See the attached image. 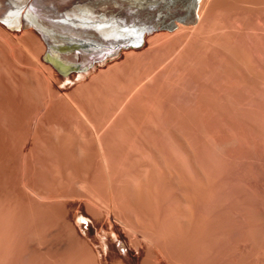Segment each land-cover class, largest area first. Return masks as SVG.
<instances>
[{"label":"rangeland","instance_id":"obj_1","mask_svg":"<svg viewBox=\"0 0 264 264\" xmlns=\"http://www.w3.org/2000/svg\"><path fill=\"white\" fill-rule=\"evenodd\" d=\"M170 1L172 4L164 6L168 14L162 8L165 14L162 16L171 17V21L164 22L170 29L159 31L145 44L130 48V52L134 50L130 56L124 53L119 59L106 57L105 65L92 66L90 62L82 65L76 77L65 75L64 70L48 58L46 41L42 36L43 42L36 38L41 33L36 37L30 34V38L28 33L27 71L30 72L23 131L18 121L17 99L12 94L15 89L11 91L15 83L10 85V94L14 96L11 95L10 101L0 93V140L8 134L3 142L11 149L7 153L8 160H0V264H160L163 260L166 261L161 264L167 261L170 264H181V261L182 264H232L234 260L230 256L237 254L236 262L245 264V253L239 255L234 246L245 243L243 238L249 234L255 239L264 238V0L259 1L260 6L244 5L240 0L226 2L229 13H215L206 24L209 28L223 27V36L216 37L218 42L213 41L212 36L207 45L200 48L193 44L189 49L185 44L193 33L192 28L180 29L174 25L176 21L187 19L181 11L186 0ZM154 26L150 25L149 30ZM159 34L166 38H154ZM90 66L95 72L90 71ZM101 68L104 71H100ZM89 74H95L92 82ZM160 152L162 155L167 152L169 156H162ZM171 153L174 154L171 156ZM146 162L150 164L145 165ZM163 162L175 177L164 179L160 170ZM147 166L152 167L148 170ZM177 173L181 174L180 178H176ZM105 200H109L108 204L115 200L120 209L106 208ZM127 208L134 210L137 220L140 219L138 223L146 226L143 230L149 228L150 231H146L153 234L154 237L150 236L156 247L135 238L126 227V221L133 214L131 211L130 216ZM79 211L85 215L75 218ZM110 213L127 236L121 244L114 242L115 250L110 246L116 232L109 230L110 221L106 219ZM259 228L262 231L258 232ZM156 236L162 239L157 241ZM227 243H233L234 248ZM231 247L237 253L234 254ZM196 251L202 255L194 262ZM160 252L167 253V259L170 254L171 261L158 254Z\"/></svg>","mask_w":264,"mask_h":264},{"label":"bare ground","instance_id":"obj_2","mask_svg":"<svg viewBox=\"0 0 264 264\" xmlns=\"http://www.w3.org/2000/svg\"><path fill=\"white\" fill-rule=\"evenodd\" d=\"M228 1H231V0H186L185 3L183 1V4L181 6V11L182 12H185V14L187 15V19L185 22H182V21H176L174 23V25L176 26H179L180 29L181 27H191L192 30H193V33L191 35L188 36L187 40H186V44H185V47L186 48H193L192 46H194L195 44L197 45H200V48L203 47V45H207L208 44V41L209 40H212V36L213 37V41H215L216 39L218 40L219 37L223 36V31H224V28H220L217 29L215 26H212L214 28H212L210 26L207 27V21L212 17V15H214L215 13H219L221 14V12H228V4L226 2ZM259 1L261 0H240V2L244 5H253V4H257V6L259 5H262V3H260ZM171 1L170 0H0V93L4 95V98L6 101H10L11 100V95L14 94L16 99H17V104H18V108H19V113L18 111H16L19 115V124H20V129L21 131H23V128H24V114H26L24 112V107H26V97L28 94H26V90L28 89L27 87V79L29 78L27 76L28 72L30 71H27V61H29V59L27 60V51L26 49V39L28 37V33H29V38H30V34H32V37L35 36V35H39L40 33V36H35L36 38L40 39L41 36L44 38V40L46 41V44L45 47L48 51H47V55H48V58L51 59L58 67H60L61 69H63L64 71V74H71L72 77L75 76L80 72V68L82 65H87L89 62L91 63V65H98V64H103L104 62L107 63L106 61V57H112L113 58H116V59H119L118 57H120L122 54H129L128 56L132 55L131 52H130V48H133V47H136L138 45H143V43L145 44V42L149 39L150 40V37L154 35H156L155 33L159 32V31H166L169 28V26L165 25L164 22L167 20V21H171V17L166 19L167 16H162V15H165L163 14L164 11H166L165 13L168 14V11L167 9H165L166 7H164L165 5H169V4H172V2L170 3ZM259 2V3H258ZM263 2V0H262ZM178 4V3H177ZM176 4V5H177ZM264 4V2H263ZM178 6V5H177ZM176 6V7H177ZM256 6V5H255ZM164 7V11L162 12V8ZM175 7V6H174ZM173 7V8H174ZM168 8V7H167ZM170 8V7H169ZM171 8L170 11L173 9ZM179 8V7H178ZM177 8V9H178ZM175 9V10H177ZM180 9V8H179ZM178 9V10H179ZM261 9V8H260ZM174 10V11H175ZM169 11V12H170ZM230 11H231V8H230ZM172 12V11H171ZM232 12V11H231ZM229 13V12H228ZM227 13V14H228ZM170 14V13H169ZM225 15V13H223ZM231 14V13H230ZM151 16V17H150ZM177 16V15H176ZM226 16V15H225ZM228 16V15H227ZM247 16V14H246ZM164 17V18H163ZM250 18V17H249ZM150 25H155L152 30H149L150 28ZM178 27V29H179ZM31 28V29H30ZM148 29V30H147ZM210 31V32H209ZM165 34V33H164ZM158 35V33H157ZM162 35V33H161ZM159 34V37H154V38H163L165 39V37L161 36ZM225 36V35H224ZM34 37V39H35ZM218 37V38H216ZM28 38V39H29ZM43 38L42 39V42H43ZM222 39V38H221ZM38 41V40H37ZM36 41V42H37ZM134 41H137L136 44H133ZM153 41V40H152ZM40 42V40H39ZM148 42V41H147ZM215 42H218V41H215ZM220 42V41H219ZM38 43V42H37ZM41 44V43H40ZM194 44V45H193ZM29 45V43L27 44ZM39 45V44H38ZM195 45V47L197 46ZM41 46V45H39ZM37 47V46H36ZM183 47V46H182ZM184 47V48H185ZM129 48V50H128ZM29 50V49H27ZM126 50H128L126 52ZM183 51V52H182ZM182 53H184V49H182ZM29 52V51H28ZM125 56V55H124ZM127 56V55H126ZM126 56H125V59H126ZM127 56V57H128ZM99 58V60H93L94 58ZM124 58V57H123ZM109 59V60H111ZM115 59V61H116ZM129 59V57H128ZM93 61V62H92ZM114 61V60H113ZM126 61V60H124ZM117 62V61H116ZM118 64L120 63L117 62ZM123 63V62H122ZM125 63V62H124ZM110 64H112L110 62ZM114 64V63H113ZM117 64V66H118ZM105 65V64H103ZM115 65V64H114ZM112 65V66H114ZM36 66V65H34ZM99 66V65H98ZM97 66V67H98ZM38 67V66H37ZM83 67V66H82ZM30 68V67H29ZM33 68V66H32ZM31 68V69H32ZM56 68V67H55ZM85 68V67H84ZM93 67L90 66V69H92ZM109 68V67H108ZM36 69V68H35ZM34 69V70H35ZM40 69V68H39ZM37 69V70H39ZM42 69V68H41ZM82 69V68H81ZM111 67L108 71H111ZM33 70V71H34ZM84 70V69H83ZM94 69L90 70L91 72L93 71ZM98 70L97 74H99V69H96V71ZM32 71V72H33ZM42 71V70H41ZM88 71V70H87ZM100 71H104L101 70ZM89 72V71H88ZM95 72V70H94ZM93 72V73H94ZM90 73V72H89ZM91 73V74H93ZM102 73V72H101ZM107 73V72H106ZM182 73V72H181ZM34 74V73H32ZM36 74V73H35ZM34 74V75H35ZM38 74V73H37ZM36 74V75H37ZM105 74V72H104ZM45 75V74H44ZM52 75V74H51ZM63 75V74H62ZM61 75V76H62ZM70 75V76H71ZM90 75V74H89ZM88 75V76H89ZM153 75V74H151ZM181 75V74H180ZM183 75V74H182ZM50 76V75H49ZM53 76V75H52ZM50 76V77H52ZM91 76V79H94V75H90ZM102 76V75H101ZM28 77V78H27ZM47 77V76H46ZM71 77V78H72ZM93 77V78H92ZM96 77H100V76H96ZM95 77V80H97ZM150 77V76H149ZM154 77V76H153ZM48 78V77H47ZM58 77H56L57 79ZM60 78V77H59ZM64 78V77H63ZM86 78V77H85ZM155 78V77H154ZM50 79V78H49ZM48 79V80H49ZM53 79V77H52ZM55 79V80H56ZM89 79V78H88ZM151 79V78H150ZM156 79V78H155ZM38 81V79H36ZM35 80V81H36ZM74 80V79H73ZM152 80V79H151ZM150 80V81H151ZM158 80V79H157ZM156 80V81H157ZM232 80V79H231ZM236 80V79H235ZM94 81V80H93ZM155 80H153L154 82ZM155 81V82H156ZM229 81V80H228ZM92 82V81H91ZM152 82V81H151ZM160 82V81H158ZM230 83H234V82H231L229 81ZM238 82V81H237ZM12 83V85H11ZM13 83H15V87H12L14 86ZM38 83V82H37ZM82 83V82H81ZM89 83V82H88ZM10 85L11 87L13 88L12 90L10 89ZM27 86V87H26ZM27 88V89H26ZM14 89H15V92H14ZM10 90L13 91L14 93L10 94ZM3 97V96H2ZM12 97H14L12 95ZM3 98V99H4ZM1 99V98H0ZM15 100V99H14ZM13 101L16 102V101ZM11 101V102H12ZM28 101V100H27ZM151 101V100H150ZM5 104V103H4ZM6 104L8 105L9 102ZM6 106V105H5ZM15 106V105H14ZM3 107V106H2ZM7 107V106H6ZM16 107V106H15ZM4 108V107H3ZM11 108V107H10ZM144 108V107H143ZM142 108V110H143ZM147 108V107H146ZM8 109V108H7ZM15 109V108H14ZM3 110V109H2ZM6 110V109H5ZM13 110V109H12ZM12 110H8L9 112H11ZM18 110V109H17ZM144 110H146L144 108ZM143 110V111H144ZM14 111V110H13ZM12 111V112H13ZM148 111V109L146 110ZM8 112V113H9ZM142 112V111H141ZM3 113V112H2ZM1 113V114H2ZM5 114V115H8ZM16 113V114H17ZM4 114V113H3ZM13 114V113H12ZM148 114V113H147ZM147 114H143V115H147ZM149 115V114H148ZM150 116V115H149ZM8 116H6L7 118ZM9 117H12L11 114L9 115ZM3 118V117H1ZM152 118V117H151ZM150 118V119H151ZM5 119V118H4ZM9 119V118H8ZM149 119V118H148ZM5 121H8L7 119H5ZM144 120H142L143 122ZM10 122V121H8ZM149 122V121H148ZM145 124L147 122H144ZM143 123V124H144ZM142 124V125H143ZM5 125V124H4ZM147 127V125L145 126ZM152 127V126H151ZM148 128V127H147ZM143 130H145L143 128ZM148 130V129H147ZM150 131V129H149ZM152 131V129H151ZM7 132V131H6ZM85 132V131H84ZM147 132V131H146ZM144 132V133H146ZM23 133V132H22ZM82 133V132H80ZM153 133V132H152ZM7 134V133H6ZM55 134V133H54ZM56 134H58L56 132ZM55 134V136H56ZM61 134V133H60ZM59 134V136H60ZM65 134V133H64ZM70 134V133H68ZM74 134H76L74 132ZM79 134V133H78ZM86 134V133H85ZM96 134V133H95ZM147 134V133H146ZM150 134V133H149ZM8 135V134H7ZM6 135V136H7ZM73 135V134H72ZM71 135V136H72ZM83 135V134H82ZM93 135V134H91ZM138 135V134H137ZM154 135V134H153ZM2 136V135H1ZM6 136H4L6 138ZM76 136V135H75ZM85 136V135H84ZM89 137V135H87ZM86 136V137H87ZM94 136V135H93ZM97 136V135H96ZM147 136V135H146ZM2 136V138H4ZM63 138V136H61ZM81 137V136H80ZM83 137V136H82ZM95 137V136H94ZM137 137V136H136ZM150 137V136H149ZM4 138L3 141H6ZM57 138V137H56ZM68 138V137H66ZM71 138V137H70ZM77 138V136H76ZM152 138V137H151ZM251 138V137H250ZM1 139V138H0ZM59 138H57L58 140ZM83 139V138H82ZM88 139V138H87ZM149 139V138H147ZM249 139V138H248ZM253 139V138H252ZM8 140V138H7ZM60 140V139H59ZM63 140V139H62ZM60 140V141H62ZM68 140V139H67ZM70 140V139H69ZM72 140L75 141V138L72 137L71 139V142H73ZM85 140V139H83ZM251 140V139H250ZM2 140H0V160L5 162L6 160H8L7 158V153L10 148V145L6 142H3ZM65 141V140H64ZM86 141V140H85ZM8 142V141H7ZM79 142V141H78ZM148 142V141H147ZM152 142V146L153 145V141L151 140ZM155 142V141H154ZM255 142V141H254ZM61 143V142H60ZM67 143V142H65ZM64 143V144H65ZM81 143V141H80ZM149 143V142H148ZM253 143V141H252ZM63 144V145H64ZM74 144V143H73ZM62 145V146H63ZM69 145V144H67ZM71 145V144H70ZM69 145V146H70ZM80 145V144H79ZM156 145V144H155ZM78 146V145H77ZM84 146V145H83ZM82 146V147H83ZM151 146V145H150ZM178 146V144H177ZM75 147L72 146V148ZM79 147V146H78ZM76 147V148H78ZM155 147V146H154ZM160 148V146H158ZM166 147V146H165ZM68 148V146H67ZM148 150H149V147H147ZM156 148V147H155ZM164 148V146H163ZM71 149V148H70ZM81 149V148H80ZM83 149V148H82ZM85 149V148H84ZM158 149V148H157ZM162 150V147L160 148ZM171 149V148H170ZM169 149V150H170ZM21 150H22V147H21ZM72 150V149H71ZM79 150V149H77ZM147 150V151H148ZM166 150V149H165ZM218 150V149H217ZM216 150V151H217ZM76 151V150H75ZM81 151V150H79ZM168 152V150H166ZM221 151V150H220ZM77 152V151H76ZM82 152V151H81ZM80 152V153H81ZM151 152V150H150ZM165 152V151H164ZM166 152V155L169 156ZM174 152V150H173ZM178 152V151H177ZM181 152H183V149L182 151H180L179 154H181ZM170 153V152H169ZM217 153V152H215ZM149 154V153H147ZM161 154V152H160ZM174 154V153H173ZM171 153V156L173 155ZM178 154V153H177ZM176 154V155H177ZM218 154V153H217ZM144 154H142L143 156ZM154 155V154H153ZM159 155V154H158ZM162 155V154H161ZM165 155V154H164ZM162 155V156H164ZM165 155V156H166ZM214 155V154H213ZM79 156V155H78ZM103 156V155H102ZM219 156V155H218ZM80 157V156H79ZM145 157V156H144ZM217 157V156H216ZM214 157V158H216ZM151 158V157H150ZM169 158V157H168ZM219 158V157H218ZM105 159V158H104ZM103 159V160H104ZM146 159V158H144ZM164 159V158H163ZM162 160V159H161ZM176 160V158L174 159ZM126 161V160H125ZM149 161V160H147ZM153 161V160H152ZM155 161V159H154ZM218 161V160H217ZM222 161V160H221ZM159 162V161H158ZM162 162V161H160ZM165 163L167 162L166 159L164 161ZM163 162V163H164ZM178 162V161H177ZM105 163V162H104ZM147 163V162H146ZM152 163V162H151ZM157 162H155L156 164ZM160 165L161 163L157 164L159 165V167H163V169L161 168L160 170L162 171V175L164 177L165 180L167 179H171L175 176H173L172 174V170H170V164L169 166L167 164H163ZM171 163V162H170ZM143 163H141L142 165ZM150 163H147L145 165H148ZM221 164V163H219ZM139 165V164H138ZM140 165V166H141ZM144 165V166H145ZM152 165V164H151ZM173 165V164H172ZM139 166V167H140ZM143 166V165H142ZM143 166V167H144ZM180 166V165H179ZM130 167V166H129ZM134 167V166H133ZM132 167V169H133ZM146 167V166H145ZM144 167V168H145ZM149 167H152V166H149ZM149 167L147 166L148 170H149ZM173 167V166H171ZM184 166H180V168H183ZM136 168V166H135ZM144 168H142L144 170ZM158 168V166L156 167ZM156 168L155 171H156ZM141 169V170H142ZM146 169V168H145ZM151 169V168H150ZM153 169V168H152ZM153 169V170H154ZM172 169H175V168H172ZM140 170V171H141ZM148 170H147V173H148ZM126 171V170H125ZM137 171V170H136ZM154 171V172H155ZM175 171V170H174ZM179 171V169L177 170V172ZM132 172V170H131ZM160 172V171H159ZM158 172V173H159ZM133 173V172H132ZM135 173V172H134ZM156 173V172H155ZM176 174V172H174ZM125 174V173H124ZM127 174V173H126ZM130 174V172H128V175ZM150 174V173H149ZM160 175V174H159ZM180 175L179 173H177L176 175V178H180ZM132 176V175H131ZM136 176V175H135ZM138 176V174H137ZM136 176V177H137ZM158 176V175H157ZM129 177V176H128ZM134 177V176H133ZM146 177V175H145ZM160 177V176H158ZM135 178V177H134ZM132 178V179H134ZM150 178V177H148ZM153 178V177H152ZM162 178V177H161ZM160 178V179H161ZM126 179V178H124ZM131 179V180H132ZM137 179V178H135ZM139 179V178H138ZM163 179V180H164ZM130 180V181H131ZM143 180V179H142ZM142 180H140V182H142ZM156 180V179H155ZM159 180V179H158ZM129 181V180H128ZM127 181V183H128ZM129 181V182H130ZM137 181V180H136ZM145 181V180H144ZM151 181V180H150ZM162 181V180H161ZM126 182V181H125ZM139 182V181H138ZM137 182V183H138ZM148 182V181H147ZM154 182V181H153ZM156 182V181H155ZM169 182V181H168ZM126 183V184H127ZM131 183V182H130ZM133 183V182H132ZM144 183V182H143ZM149 183V182H148ZM147 183V184H148ZM136 184V183H135ZM146 184V185H147ZM154 184V183H153ZM156 185H160V184H156ZM236 185V184H235ZM124 186V185H122ZM130 186V185H129ZM137 186V185H136ZM155 186V185H154ZM161 186V185H160ZM234 186V185H233ZM127 187V186H126ZM180 187V186H179ZM135 188V187H133ZM149 188V187H148ZM167 188V187H166ZM169 188V186H168ZM150 189V188H149ZM157 189V188H156ZM160 189V187H159ZM171 189V188H170ZM178 189V188H177ZM175 189V190H177ZM236 189V188H234ZM238 189V188H237ZM236 189V190H237ZM125 190V189H124ZM128 190V189H127ZM142 190V189H141ZM146 190V189H145ZM144 190V191H145ZM167 190V189H166ZM180 190V189H179ZM126 191V190H125ZM133 191V189H132ZM139 191V190H137ZM136 191V192H137ZM151 191V190H150ZM169 191V189H168ZM172 191V190H170ZM238 191V190H237ZM131 192V191H130ZM162 192V190H161ZM182 192V191H181ZM233 192V191H232ZM113 193V192H112ZM133 193V192H132ZM151 193V192H150ZM164 193V192H162ZM115 194V193H114ZM118 194V193H117ZM136 194V193H134ZM155 194V192H154ZM160 194V192H159ZM168 194V193H167ZM172 194V193H170ZM169 194V195H170ZM237 194V193H236ZM146 195V194H145ZM150 194H148L149 196ZM153 195V194H152ZM158 195V194H157ZM156 195V196H157ZM175 195V194H174ZM187 195H190V194H187ZM235 195V194H233ZM114 196V195H113ZM125 196H127L125 194ZM132 196V194H131ZM142 196V195H141ZM144 196V195H143ZM159 196V195H158ZM109 197V196H108ZM112 197V196H111ZM111 197H110V200H111ZM117 197V196H116ZM130 197V196H129ZM128 197V198H129ZM140 197V196H139ZM153 197V196H152ZM151 197V198H152ZM163 197V195H162ZM204 197V196H202ZM144 198V197H143ZM156 198V197H155ZM161 198V197H159ZM174 198V197H173ZM172 198V199H173ZM176 198V197H175ZM174 198V199H175ZM184 198V197H183ZM234 198V197H233ZM109 199V198H108ZM114 199V197H113ZM112 199V200H113ZM121 199V198H120ZM119 199V201H121ZM135 199H136V196H135ZM147 199V198H146ZM154 199V198H153ZM186 199V198H185ZM184 199V200H185ZM206 199V198H205ZM205 199H202V200H205ZM117 200V199H116ZM126 200V199H125ZM128 200V199H127ZM133 200V199H132ZM139 200V199H138ZM166 200V199H164ZM179 200V199H178ZM181 200V198H180ZM202 200H200L202 202ZM233 200V199H232ZM90 201V200H88ZM105 204L109 201V200H105ZM157 202V200H155ZM160 201V200H159ZM170 201V200H169ZM195 201V200H194ZM91 202V201H90ZM104 202V201H103ZM123 202V201H122ZM147 202V201H146ZM154 202V201H152ZM151 202V203H152ZM175 202V200H174ZM183 202V200H182ZM185 202V201H184ZM89 203V202H88ZM93 203H96V202H93ZM100 203V202H99ZM98 203V204H99ZM120 203V202H119ZM164 203V202H162ZM186 203V202H185ZM193 203V202H192ZM196 203V202H194ZM208 203V201H207ZM97 204V203H96ZM97 204V205H98ZM104 204V205H105ZM106 204V205H107ZM129 204V203H128ZM127 204V205H128ZM137 204V203H136ZM145 204V203H144ZM150 204V203H148ZM154 204V203H153ZM157 204V203H156ZM165 204V203H164ZM172 204V203H171ZM182 204V203H181ZM179 204V205H181ZM235 204V203H234ZM93 205V204H91ZM102 205V204H101ZM100 205V206H101ZM123 205V204H122ZM130 205V204H129ZM132 205V204H131ZM155 205V204H154ZM175 204H173L174 206ZM188 205V204H187ZM99 206V207H100ZM120 205L118 204V202H114L112 201V203L110 202L107 206L109 207L111 210H119ZM126 206V204L124 205V207ZM137 206V205H136ZM139 206V205H138ZM137 206V207H138ZM166 206V204L164 205ZM172 206V207H173ZM196 206V205H195ZM204 206V204H203ZM237 206V205H236ZM235 206V207H236ZM94 207H97V206H94ZM98 207V208H99ZM123 207V206H122ZM136 207V209H137ZM156 207V206H155ZM181 207V206H180ZM98 208H95L98 210ZM102 208V207H101ZM105 208V207H104ZM108 208V209H109ZM133 208V206H132ZM168 208V207H167ZM178 208V206H177ZM186 208V207H185ZM205 208V207H203ZM237 208V207H236ZM94 209V210H95ZM180 209V208H179ZM188 209V208H187ZM192 209V208H191ZM234 209V208H233ZM77 210V209H76ZM75 210V211H76ZM80 210V209H79ZM103 210V209H102ZM110 210V211H111ZM116 210V211H117ZM128 210V208H127ZM131 211H133L132 213V216H131V211L130 212V216L131 218L128 219V221H126V227H128L130 229V231L134 234L135 238L137 239H142L141 241L142 242H147L148 244H151L152 243V239H151V236L153 234L151 233H148L146 230L150 231L149 228H146V230H143V228H145L143 225H141V223L139 224L138 223V219L137 220V216L134 214V210H132L130 208ZM141 210V209H140ZM161 210H162V207H161ZM165 210V209H164ZM163 210V211H164ZM170 210V209H168ZM167 210V211H168ZM172 210V209H171ZM190 210V208H189ZM193 210V209H192ZM192 210L190 212H192ZM199 210V209H198ZM99 211V210H98ZM101 211V210H100ZM125 211V210H124ZM123 211V212H124ZM139 210H137V213H138ZM182 211V210H181ZM185 211V210H184ZM235 211H237L235 209ZM234 211V212H235ZM114 212V211H112ZM120 212V211H119ZM172 212V211H171ZM174 212V211H173ZM187 212V210H186ZM200 212V211H199ZM208 212V210H207ZM239 212V210L237 211V213ZM75 213V212H73ZM91 213V212H90ZM121 213V212H120ZM177 213V212H176ZM185 213V212H184ZM194 212H192L193 214ZM203 213V212H202ZM102 214V213H101ZM106 214V213H105ZM115 214V212H114ZM118 214V213H117ZM175 214V213H174ZM186 214V213H185ZM197 214V213H196ZM199 214V213H198ZM235 214V213H234ZM241 214H243L241 212ZM85 214L83 213V211H79L77 214H75V218L77 217H80V216H84ZM92 215V214H91ZM96 215V214H95ZM122 215V214H121ZM134 215L136 216L135 219L136 221L134 220ZM142 215V214H141ZM182 215V213H181ZM245 215V214H244ZM97 216V215H96ZM95 216V217H96ZM105 216V215H104ZM174 216V215H173ZM184 216V215H182ZM188 216V215H187ZM247 216V215H246ZM116 217V216H115ZM119 217V216H118ZM123 218V216H121ZM127 217V215H126ZM124 216V218H126ZM194 217H197V216H194ZM200 217V216H199ZM243 216H241V219H242ZM251 217V216H250ZM100 218V217H99ZM102 218V217H101ZM113 218L114 216L110 213L109 216L106 218V219H109L110 221V226L108 227L109 230H111V232H116L114 234H116V237H115V240L112 239V244L110 246L111 250H115V245H114V242L117 240V242L119 244H121L122 242H124L126 239H127V236L124 232V228H120L118 227V224L115 223L113 221ZM167 218V217H166ZM246 219H248L247 217H245ZM174 219V218H173ZM187 219V218H186ZM198 219V218H197ZM205 219V218H204ZM255 218H253L254 220ZM257 219V218H256ZM93 220H96V219H93ZM101 220V219H100ZM99 220V221H100ZM121 220V219H120ZM124 220V219H123ZM142 220V219H141ZM146 220V219H145ZM164 220V219H163ZM166 220V219H165ZM171 220V217L170 219ZM168 220V222H170ZM177 220V219H176ZM191 220H193V218H191ZM249 220V219H248ZM181 221V219H180ZM179 221V222H180ZM195 221V220H194ZM193 221V222H194ZM204 221V220H203ZM258 221V219H257ZM263 221V220H261ZM102 222V221H101ZM105 222V221H104ZM108 222V221H107ZM117 222V221H116ZM120 222V221H119ZM122 222V221H121ZM140 222V221H139ZM166 222V221H165ZM178 222V223H179ZM201 222V221H200ZM251 222V221H248V223ZM256 222V220H255ZM254 222V224H255ZM96 223V222H95ZM98 223V221H97ZM164 223V222H163ZM181 223V222H180ZM198 223V221H197ZM245 223V222H244ZM260 223V222H259ZM258 223V224H259ZM262 223V222H261ZM124 224V223H122ZM144 224V223H143ZM161 224V223H160ZM193 224V223H192ZM195 224V223H194ZM193 224V225H194ZM247 224V223H246ZM252 224V223H251ZM121 225V224H120ZM148 225V224H147ZM150 225V224H149ZM159 225V224H158ZM163 225V224H162ZM191 225V223H190ZM203 225V224H202ZM105 226V225H104ZM152 226V225H151ZM167 226V225H166ZM169 226V225H168ZM167 226V227H168ZM212 226V225H211ZM255 227L257 225H254ZM261 226V224H260ZM264 226V225H263ZM125 227V226H124ZM171 227V226H170ZM178 227V226H177ZM185 227V226H184ZM183 227V228H184ZM244 227V225H243ZM243 227H242V230H243ZM252 227V226H251ZM96 228V227H95ZM105 228V227H103ZM102 228V230H103ZM107 228V230H108ZM157 228V227H156ZM161 228V227H160ZM165 228V227H163ZM196 228V227H195ZM248 228V227H247ZM253 228V227H252ZM251 228V230H252ZM262 228V227H261ZM261 228H259V231L261 230ZM127 230V228H125V231ZM154 230V228H153ZM203 230V228H202ZM249 230V228H248ZM254 230V228H253ZM155 231V230H154ZM165 231V230H164ZM183 231V230H182ZM210 231V230H209ZM245 231V230H244ZM247 231V230H246ZM262 231V230H261ZM128 232V231H127ZM126 232V233H127ZM158 233H160V231H157ZM156 232V233H157ZM163 232V230H162ZM169 232V231H168ZM195 232V231H194ZM250 232V231H248ZM254 232V231H253ZM264 232V231H262ZM179 233V231H178ZM184 233V232H183ZM190 233V232H189ZM257 233V231L255 232ZM129 234V233H128ZM162 234V233H161ZM160 234V235H161ZM198 234V233H197ZM202 234V233H201ZM210 234V233H209ZM208 234V235H209ZM260 234V233H258ZM257 234V235H258ZM263 234V233H262ZM151 235V236H150ZM155 235V234H154ZM158 235V234H156ZM163 235V234H162ZM165 235V233H164ZM163 235V236H164ZM170 235V234H169ZM178 235V234H177ZM181 235V234H179ZM184 235V234H183ZM199 235V234H198ZM197 235L196 238H198L199 236ZM254 235V234H253ZM256 235V234H255ZM133 236V235H132ZM167 236V235H166ZM171 236V235H170ZM175 236V235H174ZM188 236V235H187ZM246 236V235H245ZM261 236V235H260ZM154 237V236H152ZM173 237V236H172ZM185 237V236H183ZM192 237V236H191ZM257 237V236H256ZM262 237V236H261ZM157 238V236H156ZM165 238V237H164ZM178 238V237H177ZM207 238V237H206ZM239 238V237H238ZM260 238V237H258ZM130 239V238H128ZM154 239V238H153ZM159 239H162V238H159ZM159 239L157 238L156 240L159 241ZM174 239V238H173ZM186 239V237H185ZM209 239V238H207ZM228 239V238H227ZM242 239V238H241ZM245 241V243H243L241 240L239 242H242V243H239L238 245H235L234 244L237 242H233L232 244H229L230 246H234L236 248H238V251L240 252L239 255L242 256L241 252L245 253V256H243V258L245 257L246 258V263L245 264H264V238L262 237V239H255L252 235L250 236H247V238L245 239V237L243 238ZM132 240V239H131ZM134 240V239H133ZM136 240V239H135ZM155 240V239H154ZM153 240V241H154ZM164 240V239H163ZM182 240V239H180ZM184 240V239H183ZM199 240V239H197ZM130 241V240H129ZM156 241V242H157ZM166 241V240H165ZM190 241V239H189ZM193 241V240H192ZM137 242V240H136ZM134 242V243H136ZM140 242V241H139ZM155 242V241H154ZM163 241H161V245L163 244L162 243ZM177 242V241H176ZM200 242V241H199ZM198 242V244H200ZM211 242V241H210ZM232 242V240H231ZM129 243H132L129 242ZM213 243V242H212ZM238 243V242H237ZM236 243V244H237ZM139 244V243H138ZM144 244V243H143ZM146 244V243H145ZM147 244V245H148ZM153 244V243H152ZM169 244V243H168ZM175 244V243H174ZM197 244V243H196ZM202 244V242H201ZM208 243L205 242V245H207ZM211 244V243H210ZM130 246L132 244H129ZM137 245V243H136ZM135 245V246H136ZM140 245V244H139ZM138 245V246H139ZM156 245V243H155ZM160 245V244H159ZM170 245H171V241H170ZM186 245V244H185ZM194 245V244H193ZM203 245V244H202ZM211 245H214V244H211ZM218 245V243H217ZM228 245V243H227ZM228 245V246H229ZM154 246V244H153ZM182 246V245H181ZM184 246V245H183ZM199 245H197L198 247ZM201 246V245H200ZM156 247V246H154ZM160 247V246H159ZM170 247V246H169ZM176 247V246H175ZM196 247V246H195ZM227 247V246H226ZM231 247V249H232ZM233 247V248H234ZM133 249L135 248L134 246L132 247ZM138 248V247H137ZM146 248H149V245L148 247L146 246ZM161 248V247H160ZM163 248V247H162ZM204 248V246H203ZM214 248H215V245H214ZM219 248V247H218ZM236 248V249H237ZM157 249V248H156ZM155 249V250H156ZM165 249V248H164ZM192 249V248H191ZM213 249V247H212ZM216 249V248H215ZM230 249V248H229ZM151 250V249H149ZM160 250V249H158ZM169 250V249H168ZM167 250V252H168ZM198 250V249H197ZM224 250V249H223ZM227 250V248H226ZM225 250V251H226ZM130 251V249H129ZM132 251V249H131ZM136 251V250H135ZM144 251V250H143ZM157 251V250H156ZM162 251V249H161ZM165 251V250H164ZM178 251V250H177ZM221 252V250H218ZM231 251V250H230ZM232 251L234 252L235 254V251L234 249H232ZM134 252V251H133ZM148 252V251H147ZM158 252V251H157ZM166 252V251H165ZM163 252V253H165ZM207 252V251H206ZM205 252V253H206ZM216 252V251H215ZM115 253V252H113ZM127 253V252H125ZM150 253V252H149ZM162 252L158 253V254H161ZM169 253H172V252H169ZM178 253V252H177ZM193 253V252H192ZM196 254H194V259L193 261L195 262L196 260L198 261V259L200 258V254H198V251L195 252ZM211 253V252H210ZM225 253V252H224ZM231 253V252H230ZM237 253V251H236ZM110 254V253H109ZM108 254V255H109ZM116 254V253H115ZM133 254V253H131ZM157 254V255H158ZM167 253L163 254L165 259H167L165 256ZM182 254V253H181ZM208 254V253H207ZM206 254V255H207ZM212 254V253H211ZM215 254V253H214ZM214 254L212 256H214ZM226 254V253H225ZM224 254V255H225ZM233 254V255H234ZM134 255V254H133ZM155 256L156 253L154 254ZM153 255V256H154ZM162 255V254H161ZM162 255V256H163ZM202 255V254H201ZM206 255L204 254L203 256L206 257ZM231 255V254H230ZM238 255V254H237ZM237 255H234V256H230L232 258V261L234 260L233 263H236L238 264V261L236 262V259L238 260L239 258H236ZM152 256V257H153ZM160 256V255H159ZM157 257V258H161V257ZM178 256V255H177ZM229 256V254H228ZM139 257V256H138ZM186 257V256H185ZM211 257V256H210ZM217 257V256H216ZM224 257V256H223ZM227 257V256H226ZM236 259H235V258ZM99 258V257H98ZM155 258V257H153ZM156 258V259H157ZM215 258V256H214ZM220 258V257H219ZM225 258V257H224ZM223 258V259H224ZM242 258V257H241ZM169 261H171V257H170V254H169ZM167 259V260H168ZM216 259V258H215ZM228 261L229 258H227ZM144 260V259H143ZM155 260V259H154ZM161 260V259H160ZM160 260H157L160 262ZM175 260V258H174ZM226 260V258H225ZM119 261V260H118ZM142 261V259H141ZM156 261V260H155ZM166 260H163L161 262H164ZM227 261V260H226ZM145 262H146V259H145ZM157 262V263H159ZM160 262V264H161ZM177 262V261H176ZM183 261H181V264H182ZM240 262V261H239ZM244 261H241V263H243ZM124 263V262H123ZM122 263V264H123ZM143 263V262H142ZM170 264V262H165V264ZM180 263V261L178 262ZM227 263V262H225ZM231 263V262H230ZM121 264V263H120ZM125 264V263H124ZM141 264V263H140ZM163 264V263H162ZM172 264V262H171ZM176 264V263H175ZM187 264V263H186ZM229 264V263H227ZM240 264V263H239Z\"/></svg>","mask_w":264,"mask_h":264}]
</instances>
